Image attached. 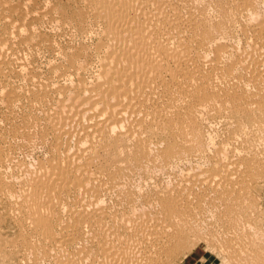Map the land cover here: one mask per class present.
I'll use <instances>...</instances> for the list:
<instances>
[{
    "label": "rangeland",
    "instance_id": "rangeland-1",
    "mask_svg": "<svg viewBox=\"0 0 264 264\" xmlns=\"http://www.w3.org/2000/svg\"><path fill=\"white\" fill-rule=\"evenodd\" d=\"M0 1H5L10 7L19 8L17 7L19 5L25 11H30L31 15L25 20L17 21L24 22L26 30H32V39L26 41V44L19 41L14 43L18 47L15 50L5 48L6 52L3 53L6 56V64L3 67L6 75L0 76L2 88L0 154L8 155V158L10 156L5 163L0 162V177L14 181L17 191H21L22 184L28 185L23 188L29 191L31 186L28 181H33L38 175V177L44 175L45 169L41 165L60 156L61 152H58L60 149L56 147L61 148L68 142L71 149L75 147L76 139L73 137L74 139L71 138L66 142L57 137L51 123L56 111L62 106L63 99L69 98L74 87L79 83L90 84L98 75L95 45L102 36L106 21L95 15L91 0ZM168 2H170L169 9L165 14L168 13L166 15L170 19L172 15L180 18L178 36L182 34L185 42L193 43L192 55L197 60L199 69L206 74V77L199 81L207 80V83H213L217 94L213 89L212 93L208 94L209 98L207 97L209 103H205L202 109L197 110L193 106V98L183 103V99L180 101L174 96L173 102L177 107L174 110L169 109L173 113L169 114L172 111H165L157 121H153L157 124L168 114L169 117L174 113L178 121L181 119L175 126L174 138L180 148H178L180 151L176 152L177 155L165 154L167 141L160 139L158 142H151L152 145L142 144L145 148L148 146L146 152L132 156L137 143L134 141L147 135L143 133V136L141 133L140 136H135L134 133L131 136V143L133 141L134 144V146L131 144L133 147L129 152L131 156H127L125 161L126 163L130 161L131 167L128 165L129 167L124 169L125 172L118 175L117 180H114L115 185L100 190V204L110 212L117 213L118 220L125 221L132 216L141 215L142 212L143 214L151 212L155 207L148 204V198L155 197L158 191H170L173 200L179 199L178 201L182 202L179 203L180 205L177 201L172 203L174 208L178 206L176 208L180 209L178 211L175 208L179 212L177 213L184 217H181V222L185 230L178 228V233L181 230L180 234H184L182 236L184 238H180V245L176 240L174 244L178 245L173 244L169 248L171 253H168L169 250L166 252L163 264H264V98H262L264 85H261L263 86L261 88L252 86V82L248 79L251 71L242 64H252L254 61L252 57L244 59V56L256 45L252 26L264 19V0H252L249 7L241 5L239 0H169ZM5 31V27L0 24V35L2 36ZM27 42L32 43L30 45ZM218 48L223 49L219 55L221 58L217 56ZM211 61L216 62L220 68L234 65V70L231 74H227L228 76H224L225 78L221 77L217 70L211 71L212 76H208L207 73L209 74L210 66L213 64ZM263 68L264 66L261 67ZM262 71L264 72V69ZM62 85L66 87L68 85L71 92L65 94ZM258 89L261 91L259 97L256 95V99L254 93L257 94ZM9 90H14L13 93L18 94L14 102H9L5 96ZM230 92L238 95L233 96ZM165 98L167 99L166 96ZM261 98L263 101H259V105L257 100H262ZM248 99L254 102L253 105ZM238 101H240L239 105ZM240 104L243 107H239ZM254 104H258L260 108ZM252 106L253 108H250ZM249 110L251 116L253 110H257V113L261 112L260 115L258 113L259 119L255 111V118L254 115L252 117L248 115ZM150 119L141 120L143 124L139 119L140 125L153 126ZM124 129L125 127L121 131ZM185 144L186 148H184ZM223 165L229 167L228 171L224 172ZM210 171L214 173L211 174ZM207 176L208 178H205ZM212 176H216L213 183L216 185L202 184L201 180L204 181ZM225 176H233V178L230 177L231 181H227L228 178L224 179ZM111 183L114 184L113 181ZM180 186L182 192L177 190ZM2 192L0 190V264H54L53 257L56 253L54 244L43 242L29 226L16 219L13 216L16 199L9 198ZM168 192L167 194H170ZM74 193L76 192L65 195L67 204L65 203L61 210L66 211L68 205L75 201ZM180 194H182L181 199ZM27 240L28 243L35 241L33 243H37L36 249L27 248ZM81 241L67 244L65 248L70 252L75 251L85 242ZM86 243L90 244L89 241ZM96 250L94 248L93 252Z\"/></svg>",
    "mask_w": 264,
    "mask_h": 264
},
{
    "label": "bare ground",
    "instance_id": "bare-ground-1",
    "mask_svg": "<svg viewBox=\"0 0 264 264\" xmlns=\"http://www.w3.org/2000/svg\"><path fill=\"white\" fill-rule=\"evenodd\" d=\"M91 1L93 5L92 10H95V15L106 21L105 28L104 30L102 29V36L96 41L95 45L98 75L90 84L79 83L74 87L73 92H71L68 85L67 87L62 85V91L65 94L71 93L70 96L68 95V99H63V104L62 106L60 105L61 107L56 111L51 123L53 129H55L57 133V137L64 139V141L66 140V142L71 138H75V147L71 149V146H68L69 142L61 148L56 147V149H60L58 151L61 152L60 156H58L56 160L41 165L45 169V171H43L44 175H41L42 177L35 175L36 178L33 177L35 178L33 181H28L31 190L25 191L23 187L26 185L22 184L21 191H17L15 188L16 183L12 180L7 181L3 177H0V190L9 196V198L14 197V199H16V202H13L15 204L13 206V216L23 222L24 225L29 226L30 229L38 234L40 240L54 244L56 249V253L53 257L54 264H163L164 256L169 248L176 240L178 242L180 240L181 242V239L184 238L182 237L184 234H180L181 230L178 233V228L184 227L181 222V217H183V215L180 216L178 214L180 209L178 210V206H176L177 208H175L178 210L176 211L172 203L173 201H177V204L180 205L179 203L181 200L180 202L178 201L179 199L173 200V197L170 196V191V194H167L168 191L157 190V195L154 194L155 197H149L147 200L149 205L155 207V209H151V212H149L150 214L148 212H146L147 214H143L144 212H142L140 213L141 215L128 216L131 217V219L122 217V219L126 220L121 221L118 220L117 213L110 212L106 207H103L104 205L102 206L100 204V190L115 185L116 181L114 183V180H117L116 178L118 175L120 176L123 171L125 172L124 169L128 165L130 166V161H127V163L125 162L127 156L130 157L131 155L133 156L146 152L145 150L148 146L145 148L142 144L149 145L151 142H158L160 139H166L167 147H165V154L170 155L179 152L180 148L174 137L176 132L175 126L181 119L178 121V118L176 119L174 116L175 113L168 117L169 114L173 113L172 110L177 107L176 104H174L175 102H173V97L177 96L180 101L183 99V103L187 99L193 98V106H195L197 110L209 103L210 100L208 101L207 97L209 98L210 95L208 96V94L213 89L215 93L216 88L213 83H207V80L205 82L199 81L203 77H206V74L202 73L203 71L199 69L197 60L192 55L191 49L194 48L192 47L193 43L190 44L185 42V39L181 36L182 34L180 35L181 37L178 36L180 33V18L169 14L172 15L170 19L166 15L168 13L165 14L169 9V0ZM239 1L244 7H249L252 3V0ZM17 7L19 8H16V6L10 7L5 1H0V24L6 29L5 33L2 36L0 35V76L6 75V71L3 67V65L5 66L6 64V56L5 53H3L5 48L15 50L17 46L14 43L19 41L22 43L25 42L26 44V41L32 39L33 36L32 30H26L24 28V22L17 21L29 18L31 16L29 13L30 11H25L19 5ZM170 7L172 8V6ZM173 7L175 8V6ZM171 11H174V9H171ZM34 13L32 14L34 15ZM67 15L68 14H66V16ZM28 27L29 26H27V28ZM252 27L253 34L256 38V45L252 51L244 56V59L246 57L251 59L252 57L254 61L252 64H242L251 71V75L248 79L252 82V86L258 88L260 86L261 88L263 87L261 85H264V72L262 71L264 68L261 69V67L264 66V19L260 20ZM200 35H202V33ZM31 41L33 42V40ZM221 48H218V51L216 50L217 56L221 54V50H223ZM219 58L221 57L219 56ZM217 63L211 64L210 72L209 74L207 73L208 76H212L211 71L217 70L219 75L224 77L227 74H231V71L234 70V65L228 64V67L220 68L218 65L219 63ZM60 76L62 75H59V77ZM216 77L218 76L216 75ZM195 81H199L200 83H195ZM219 90H217L218 93ZM1 91L2 88L0 86V93ZM13 91L9 90L5 94L9 102H14L18 95L13 93ZM257 91H254L257 92V94L254 93V98L256 99V95L259 97L261 90L258 89ZM214 93L213 95H215ZM232 93L230 92V94ZM235 94L236 93L232 95L234 96ZM227 96H229V93ZM241 97H243V95ZM260 97H262V95H260ZM235 98L237 97L235 96ZM262 98H264V95ZM249 100L251 99H248V102H251ZM240 101H238V105ZM259 101H263V99L257 100L258 104L260 103ZM253 103L251 105H253ZM235 104H237L236 101ZM258 104H254V106ZM261 106L263 105L261 104ZM239 107L243 106L240 104ZM250 108H253V106ZM165 111L172 112L169 113L166 118H162V122L154 124L153 121H157ZM254 111L255 110L252 112L255 118L256 115ZM248 113V115L251 114L250 110ZM260 114L261 112L259 115ZM251 117L249 118L251 119ZM149 118L152 119L150 120L153 126L146 125L142 127L140 121ZM190 121L192 123V120ZM182 122H184V120ZM122 126L125 127L124 131H121L124 128ZM134 133H136L135 136H140L141 133H146L147 135L144 138L143 134V138L138 137L140 139L134 141L137 143L133 150L134 153L131 154L129 153L131 152V148H133L131 147V144H133V141L131 143V136ZM186 146L185 144L184 148H186ZM9 158L8 155L0 154L1 163H5ZM249 164H251V161ZM225 168L224 172L226 170L228 171L229 167ZM221 170L223 171L222 168ZM213 173L214 172H211V174ZM216 173L219 174L218 171H216ZM194 176L197 175L194 174ZM208 176L205 178H208ZM215 177L216 176H212L204 181L200 178V180L202 184L211 186L216 179ZM230 177L225 176L224 179L228 178V180H226L231 181L233 176ZM107 181H110V183ZM112 181L114 184L111 183ZM213 185H216V183ZM222 185L225 186V184ZM184 187L185 186H183V188ZM181 189L182 187L180 186L177 190L181 191ZM70 192H76L74 193L76 194L75 201L68 205L66 211L61 210V207L66 203L65 195ZM181 197L182 194H180V199ZM176 198H178V196H176ZM183 199L186 200L184 197ZM184 205L185 204H183V206ZM183 211L181 212L183 213ZM81 240L85 242L78 249H74L75 251L72 250V252H70L65 248L67 244H74ZM87 241L90 242L89 245L86 243ZM33 242L28 243L27 240L26 244H28H24L27 248L36 249L35 245L37 243L34 244ZM180 242L178 243L179 245ZM178 244L174 245L177 246ZM94 248L97 249L96 252H93ZM168 253H171L170 250Z\"/></svg>",
    "mask_w": 264,
    "mask_h": 264
}]
</instances>
